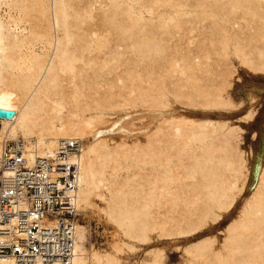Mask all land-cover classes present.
Returning a JSON list of instances; mask_svg holds the SVG:
<instances>
[{"label": "bare ground", "instance_id": "1", "mask_svg": "<svg viewBox=\"0 0 264 264\" xmlns=\"http://www.w3.org/2000/svg\"><path fill=\"white\" fill-rule=\"evenodd\" d=\"M89 6L95 9L89 14L91 21L84 17ZM235 25L230 38L228 28ZM100 36L109 41L110 50L101 44L98 55L91 44ZM229 41L234 56L251 71L264 74V0H0V109L13 111L11 118L0 117V151L7 141H15L32 162L51 155L60 139L76 138L80 152L68 158L78 168L76 211L96 208L115 225V234L128 240L117 238L110 249H97L89 243L87 227L75 222L71 264H122L121 252L134 251L133 242L147 241L150 232L186 236L219 219L221 211L230 222L220 247L213 245V237L193 242L183 264H264V163L252 190L244 195L250 165L234 128L217 136L214 132L224 124L217 130L213 122L210 127L203 121L190 124V129L184 116L165 113L167 94L184 98V104L201 99V107L227 109L237 104L229 96L234 72L226 61ZM241 41L247 44L245 51L239 49ZM108 52L116 54L119 69L111 67L108 61L114 58L107 59ZM210 55L221 59L210 62ZM90 65L101 73L102 82L88 70ZM200 67L210 73L218 70L222 80L202 85L203 77L189 72ZM105 69L108 76L103 75ZM179 70L186 71L184 77L177 75ZM83 71L91 84L81 81ZM136 106L154 113L142 137L129 142L102 135L107 122L115 126L111 114ZM81 139L87 140L85 146ZM136 163L152 166L153 172L133 169ZM48 164L42 160L29 176L23 170L18 174L42 179ZM168 168L171 173L166 175ZM10 190L14 199L17 191ZM19 251L22 255L27 250ZM162 253L151 249L146 252L149 259L139 264H161ZM15 261L14 254L0 256V264ZM61 262L59 255L56 263Z\"/></svg>", "mask_w": 264, "mask_h": 264}, {"label": "rangeland", "instance_id": "2", "mask_svg": "<svg viewBox=\"0 0 264 264\" xmlns=\"http://www.w3.org/2000/svg\"><path fill=\"white\" fill-rule=\"evenodd\" d=\"M94 11H95L94 7L89 6L88 11L84 15L85 20L91 21V19L89 17ZM239 21L243 22L242 20H239ZM229 28H230V26H229ZM229 28H228V35H229V37H230V35L232 37V31L236 28V25H235V27H232L233 29L230 28L231 31L229 30ZM103 32L105 34H107V33L109 34V31H103ZM242 36L244 37L243 33H242ZM97 41H98V43H97ZM97 41L96 40L92 41L91 48L98 55H100L99 52L101 49L100 48L101 44L104 45L103 46L104 48H106V49L108 48L107 50H110V45H109L110 43L108 40L104 41L103 36H100L99 40H97ZM107 41H108V43H107ZM193 42H194V40L190 39V43L193 44ZM232 43H233V41L228 42L229 55L227 58L228 60H226V61L228 64L229 63H230V65L232 64L230 66V68L234 71L233 75H232V79H231L232 85L229 89V96H231L230 98L232 100L234 99V101H236L237 104H234V107L232 106L231 108L227 107V109H225V107H223V108L215 107L216 108L215 109L213 107L211 108L210 106L209 107L208 106L207 107H201L200 106L201 104L200 105L197 104V103L201 102V99H196L194 102H191L190 104L186 103V102L184 104V103H182V101L184 102V100H183L184 98L181 97L179 99L178 97L177 98H175L174 96L171 97L172 96L171 94L170 95L167 94V96H168L167 98L169 99L170 104H169L168 111L167 112L165 111V113L167 116H172L174 114L182 115V117L184 116L183 118H185V122L183 119V123H186L185 126L187 125V127H189L190 129L192 128L193 125H194L193 127H195L198 122H203V121L210 122V124H207L210 127L212 126L211 123L213 122L214 125L212 126V128H214V129L219 127V124H220V126L224 124L223 127L220 128L221 130H218V128H217L218 131L214 132V134L217 136H221L230 127L234 128V130H235L234 133L237 135L239 134V136L241 137V139L239 141L240 142L239 147H240L241 151L243 152L244 158L246 159L248 165H250V175L248 178L249 180L247 183L246 190L244 191V195H245V194H248L252 190V183L255 179V175L257 174V172H259L262 164L264 163V74L260 73L259 71H257V72L256 71L253 72V70L251 71L248 66H247L248 67L247 68L246 65L241 62V58L239 56L238 57L236 55L234 56V51H233L234 46ZM244 43H245L244 41H241L242 46L240 45V47H242V48H239V49H242L243 51H245L247 48L246 46L244 47V45H247ZM72 44L74 45V43H72ZM108 53H110V54H108ZM108 53H107V59L111 58V57L114 58L113 61H108V62H112V63H110L111 67L114 70L119 69V63H118V58H116L117 57L116 54H114V52H108ZM210 57L212 59H210ZM210 57L207 56L206 58L209 59L210 62H214L213 59H215L214 57H216V56L214 55V57H213L210 55ZM217 59H221V58L218 57ZM217 59H215V61ZM105 66H108V63ZM4 67L6 69L12 71V72L15 71L14 66L11 64L5 63ZM89 68L90 69H88V70H91V72L93 74L97 75V76H95V79L98 82H102L103 77H102L101 73H95L93 70V69H95L93 65H90ZM23 69L25 70V68H22L21 70L24 71ZM196 70L197 69H194V70H191L189 72L191 74H195L199 78L203 77L202 80H200L198 78L199 81L201 82V84L203 83V84H209L210 85L212 80H213V83L211 85L218 84L219 80L220 79L222 80V78H223V77L221 78V76H219L218 73H215V72H218V70L217 71L213 70L214 73L209 72L212 70L207 69L208 70L207 71L201 67H200V69L198 68L197 71ZM33 71L34 70H31L32 73H33ZM87 73H88L87 71H83L81 73L80 79L84 83L91 84L92 83L90 80L91 77L88 76L89 74H87ZM103 73H104L103 74L104 76H108V74H109L108 69H105V71H103ZM187 73H188V71H187ZM82 74H83V76H82ZM185 74H186L185 70H179L177 72V75L179 77H184ZM204 75H206V76H204ZM216 76H218V77H216ZM208 77L209 78L211 77V78L209 79ZM236 78H237V80H236ZM208 79H209L210 83L207 82ZM205 80H206V82H205ZM200 82L198 83L199 85H200ZM209 89H211V88L209 87ZM161 90L163 91V89H161ZM161 90H160V92H162ZM249 97H251V98H249ZM185 101H186V99H185ZM195 102H196V105L195 104L193 105V103H195ZM239 102H240V104H238ZM136 107H133L134 109L132 107H127V108H125V110L129 109V111L122 110L121 112L119 111L116 114H111L109 116V119H110V121H112L111 123H115V126L114 127L109 126L108 125L109 122H107L106 123L107 126H102V128L100 127L102 130L101 131L102 135H106L107 137L112 136L111 138H114V137H116V138L123 137L124 138L125 137V139L128 138V139H126L128 141L129 140L131 141V140L136 139V138L139 139L140 137H142L143 136V130L146 129V126L148 125L147 122H151L153 120L154 113L149 112V111H144L142 107H139V106H136ZM228 108H230V109H228ZM129 112H131V113H129ZM125 114H127V115H125ZM144 114H145V116H144ZM121 115H122V117H121ZM148 115L149 116L151 115L152 117L151 116L149 117ZM136 117L141 119V120H138ZM142 117H144L145 119H142ZM186 118H188L187 121H186ZM134 119H136V120H134ZM131 120H132V122H131ZM133 120L136 122H134ZM125 121H127L126 124H125ZM139 121H141V122H139ZM130 122L132 124H134L135 127H133L132 124H131V126H129ZM190 124L192 126H190ZM207 125H206V127L208 128L209 126H207ZM130 127H132V128L130 129ZM124 128L128 131L125 132ZM209 129H211V128H209ZM81 141L83 142L82 145L84 144L83 146H85L87 140L81 139ZM206 141H208V140H205L203 143H205ZM159 142H160V144H162L161 140H159L158 143ZM172 148H173V144L169 145V148H167V149H169L168 151L171 152ZM221 151H222L221 148H218L216 150V152L218 154H220ZM170 152H168V154ZM128 160H129V162H132L131 161L132 159L128 158ZM136 164H133V169H135V170L138 169L139 167H141L142 169H145V170L148 169L149 171L153 172L152 166H147L146 163H143L141 165H140V163H136ZM138 164H139V166H138ZM164 173L166 175L170 174L171 169L170 168L166 169L164 171ZM193 179L196 180L197 177L195 176ZM190 181L191 180H189V182H188V180H187L185 183H190ZM140 187L141 188L144 187L143 189H147L146 185H141ZM165 189L168 190V186L165 187ZM193 197L198 198V195L197 194H196V196L193 195ZM94 202L97 205L102 206V201H100L99 199H97V198L94 199ZM156 204L158 205L157 212L161 213V209H160L161 203L159 201H156ZM177 204H178V201H177ZM96 210L97 209L95 208V210L89 209V211H85V212L78 211L76 214V217H77L76 222H79V223L85 225L87 227L88 231L90 232L89 233V243H91L97 249H110L111 243L113 240H114V242L117 241V238H118V240L120 238L125 240V238H123L119 233L115 234L116 232H118L116 230L115 225H113V223L111 224L110 220L107 221L108 218L106 220V218L103 217L104 215L100 212L97 213L98 210H97V212H96ZM232 210L235 212L236 207ZM219 213L221 215V217H219V219H217L213 223L209 222L208 225L203 230H201L199 232H196V233L191 232L192 234L189 233L190 235L188 234L185 236V235H181V234H177V235L171 234V236L170 235L160 236V235H158V232H155V231L150 232L149 237H151V238L148 239L147 241H145V242H133V244L135 243L134 246L136 248H138L137 250L135 248V250L132 252H130V251L121 252V254L119 256L122 259V264H139L142 261H145V260L147 261L149 259V254L147 255L146 252L149 253V251L151 249L156 250L157 248H158V251H160V249H161V252H164V254L162 253V255L164 257L162 259L163 263H161V264H183V262H185V260L188 259V257H187L188 255L186 254L185 250L193 242H196V241H198L204 237H210V238L213 237V238H211L214 240L213 245H216V247H220V245L222 243V239L224 238L223 231H224L225 227L227 226V224L230 222V217L226 214L225 211H221ZM125 241H128V240L126 239ZM122 257H124V258H122Z\"/></svg>", "mask_w": 264, "mask_h": 264}, {"label": "built area", "instance_id": "3", "mask_svg": "<svg viewBox=\"0 0 264 264\" xmlns=\"http://www.w3.org/2000/svg\"><path fill=\"white\" fill-rule=\"evenodd\" d=\"M7 143L0 151V256L14 254V264H55L62 255V262L56 264H71L78 168L68 158L80 152L79 142L76 138L60 139L51 155L35 157L32 162L22 146L15 141ZM42 160L49 162L42 179L20 178L19 170L29 176L39 170ZM10 188L17 191L14 199L9 197ZM31 223L34 225L28 228ZM17 245L27 251L20 255Z\"/></svg>", "mask_w": 264, "mask_h": 264}, {"label": "water", "instance_id": "4", "mask_svg": "<svg viewBox=\"0 0 264 264\" xmlns=\"http://www.w3.org/2000/svg\"><path fill=\"white\" fill-rule=\"evenodd\" d=\"M12 116H13V111L0 109V117L11 118Z\"/></svg>", "mask_w": 264, "mask_h": 264}]
</instances>
